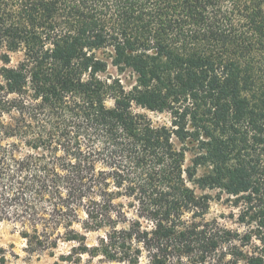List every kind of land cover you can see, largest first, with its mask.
<instances>
[{
  "label": "trees",
  "instance_id": "trees-1",
  "mask_svg": "<svg viewBox=\"0 0 264 264\" xmlns=\"http://www.w3.org/2000/svg\"><path fill=\"white\" fill-rule=\"evenodd\" d=\"M0 60V229L28 259L264 264V0H0Z\"/></svg>",
  "mask_w": 264,
  "mask_h": 264
},
{
  "label": "rangeland",
  "instance_id": "rangeland-1",
  "mask_svg": "<svg viewBox=\"0 0 264 264\" xmlns=\"http://www.w3.org/2000/svg\"><path fill=\"white\" fill-rule=\"evenodd\" d=\"M20 58L21 55H13L11 66L12 67L16 66ZM3 66L4 64L0 60V71ZM108 75L121 78L123 84L127 88H130L135 83V77L132 74L126 73L122 76H119L117 70L111 65L109 67ZM107 105L109 107H113L114 104L112 101H109ZM135 112L147 114L149 119H151L152 123L155 126H164V125L170 126L171 122L168 114L153 113V112L143 111L140 109H135ZM190 158L191 156L189 155L188 161L190 160ZM211 194L217 197V192H213ZM225 199L226 198L223 197L221 201L214 200L212 202L211 211L208 218L210 219V218L218 217L221 223L229 227H232L233 225L231 223V218H230L232 209L230 208V205L227 204ZM97 237L98 234H90L89 235L90 243L94 244L96 242ZM24 247H25V242L21 240L17 234L13 233L11 227L5 225L0 229V248L6 250V257H7L6 264H46L53 262V260L48 258H42L40 262H38L36 258L32 260L28 259L27 255L23 252ZM61 247H62L61 248L62 252L68 250L66 245H62ZM1 256L2 255L0 254V258Z\"/></svg>",
  "mask_w": 264,
  "mask_h": 264
}]
</instances>
